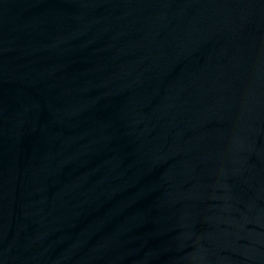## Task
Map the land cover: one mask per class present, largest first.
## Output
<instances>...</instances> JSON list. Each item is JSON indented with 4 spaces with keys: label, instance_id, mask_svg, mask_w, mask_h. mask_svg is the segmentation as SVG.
<instances>
[{
    "label": "water",
    "instance_id": "water-1",
    "mask_svg": "<svg viewBox=\"0 0 264 264\" xmlns=\"http://www.w3.org/2000/svg\"><path fill=\"white\" fill-rule=\"evenodd\" d=\"M0 264H264V0H0Z\"/></svg>",
    "mask_w": 264,
    "mask_h": 264
}]
</instances>
